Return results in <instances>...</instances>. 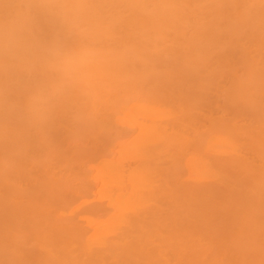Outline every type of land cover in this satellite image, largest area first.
Segmentation results:
<instances>
[{
    "label": "bare ground",
    "instance_id": "obj_1",
    "mask_svg": "<svg viewBox=\"0 0 264 264\" xmlns=\"http://www.w3.org/2000/svg\"><path fill=\"white\" fill-rule=\"evenodd\" d=\"M0 167V264H264V95L130 105Z\"/></svg>",
    "mask_w": 264,
    "mask_h": 264
},
{
    "label": "clouds",
    "instance_id": "obj_2",
    "mask_svg": "<svg viewBox=\"0 0 264 264\" xmlns=\"http://www.w3.org/2000/svg\"><path fill=\"white\" fill-rule=\"evenodd\" d=\"M264 95V0H0V167L106 131L130 105Z\"/></svg>",
    "mask_w": 264,
    "mask_h": 264
}]
</instances>
